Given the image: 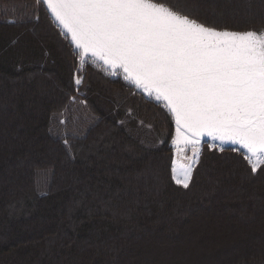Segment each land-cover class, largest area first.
I'll use <instances>...</instances> for the list:
<instances>
[{
    "label": "trees",
    "instance_id": "obj_1",
    "mask_svg": "<svg viewBox=\"0 0 264 264\" xmlns=\"http://www.w3.org/2000/svg\"><path fill=\"white\" fill-rule=\"evenodd\" d=\"M186 6L220 30H264V0ZM61 33L36 0H0V264H264V175L240 151L205 145L192 187L176 185L171 115L132 84L88 65L96 119L70 148L52 133L53 115L79 97ZM129 119L162 121L163 142L141 143ZM39 170L53 172L43 196Z\"/></svg>",
    "mask_w": 264,
    "mask_h": 264
},
{
    "label": "snow or ice",
    "instance_id": "obj_2",
    "mask_svg": "<svg viewBox=\"0 0 264 264\" xmlns=\"http://www.w3.org/2000/svg\"><path fill=\"white\" fill-rule=\"evenodd\" d=\"M184 4L36 0L62 26L61 34H70L82 61L91 56L120 68L126 80L165 102L177 144L195 146L207 136L220 142L221 152L225 143L239 145L250 174L264 175V30H220ZM191 159L173 168L172 180L185 190L197 152Z\"/></svg>",
    "mask_w": 264,
    "mask_h": 264
},
{
    "label": "rangeland",
    "instance_id": "obj_3",
    "mask_svg": "<svg viewBox=\"0 0 264 264\" xmlns=\"http://www.w3.org/2000/svg\"><path fill=\"white\" fill-rule=\"evenodd\" d=\"M9 9V8H8ZM9 11V10H8ZM70 34H65L66 38L68 40H71L69 37ZM74 46V44H72ZM75 47V46H74ZM78 59V65L76 68V74H75V79L82 78L81 83L79 85H76V89L79 94V97H75L72 100V105L70 107L69 112H63V113H56L53 115V125H52V133L59 137L62 138L65 144V140H67V147L70 148V143L71 140L70 138H80L82 137L89 126L94 122L96 119L97 115L96 113L89 107H87V102L86 99L83 98L85 95V91L89 88L88 85V77H87V66L92 65L93 67L102 70L105 72V74L109 77H112L113 79H121L123 82L127 84H131L133 82L126 80L125 79V73L123 72L122 69L117 68V69H112L105 65L103 61H98L94 57H87L85 58L84 61L81 60L79 56H77ZM131 82V83H130ZM134 84V83H133ZM141 90H143L141 88ZM147 96L150 99H153L155 101V94L149 95L146 92ZM163 107H165V102L164 101H158ZM103 107L106 109L105 111H108V106L103 104ZM166 108V107H165ZM167 110V108H166ZM168 111V110H167ZM171 120L173 123V136L171 140V149H172V163H171V172L173 174V168L176 167L179 169L181 166H188L192 164V157H193V152H197V162L193 165L192 168V178L194 177V172L196 168L198 167L201 159V155L204 149L205 145H212L215 146L214 148H221V144L219 141L212 140L211 137H204L201 142V146L199 151L197 150L199 147L198 145H185L183 143L177 144L176 142V135H175V122L174 118L171 116ZM61 121H64V123H61ZM129 124L126 125L127 129L130 131V133H133L137 135L141 143L148 145L149 147H155L160 145L163 140L164 136L166 133L165 127L163 126L162 121H154V122H149L145 123L142 120H139L138 122L134 119H129L126 120ZM131 121V122H130ZM122 122V121H120ZM125 122V123H127ZM160 124L162 126H160ZM144 132V133H143ZM208 142V143H207ZM224 149H233L235 148V151H238L239 149L240 153H244L245 150L241 149L239 145H233L231 143H225L222 145ZM232 147V148H231ZM213 148V147H212ZM177 157L182 160L181 163L177 162ZM181 164V165H180ZM171 174V177H172ZM52 178H53V172L50 170H39L36 174V191L40 196L46 195L49 191L50 185L52 183ZM193 181L190 182L189 188L192 187ZM222 225H225L222 223ZM226 225H232V223H226ZM225 244V243H223ZM205 243L198 247L202 249L203 251L209 252L212 249V246L214 245H219V242H211L208 244V246H204ZM209 254V253H208ZM194 250H191L189 254H186L185 258H188L189 260L191 259L193 261L194 257Z\"/></svg>",
    "mask_w": 264,
    "mask_h": 264
},
{
    "label": "bare ground",
    "instance_id": "obj_4",
    "mask_svg": "<svg viewBox=\"0 0 264 264\" xmlns=\"http://www.w3.org/2000/svg\"><path fill=\"white\" fill-rule=\"evenodd\" d=\"M53 18V17H52ZM53 20L55 21V19L53 18ZM56 22V24L58 25V27L62 30V32L64 31L63 30V28H62V26L61 25H59V23L57 22V21H55ZM68 35V34H67ZM69 37H70V35H69ZM71 38V37H70ZM131 83V82H130ZM139 92H141L143 95H146L147 96V94H146V92L144 91V90H141V88H138L135 84H133V83H131ZM148 97V96H147ZM156 102H158V101H156ZM204 137H207V136H204ZM204 137H201L200 138V143L198 144V151H199V149H200V146H201V144H202V142H201V140L204 138ZM208 143V142H207ZM191 146V145H190ZM213 148L215 147V146H212ZM232 148V147H231ZM220 149V148H219ZM233 149H235V148H233ZM238 151H239V149H237ZM241 151V150H240ZM177 162L178 163H181L182 162V160L180 159V158H178L177 157ZM181 165V164H180Z\"/></svg>",
    "mask_w": 264,
    "mask_h": 264
}]
</instances>
